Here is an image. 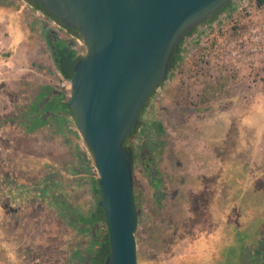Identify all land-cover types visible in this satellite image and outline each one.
<instances>
[{"label":"rangeland","instance_id":"1","mask_svg":"<svg viewBox=\"0 0 264 264\" xmlns=\"http://www.w3.org/2000/svg\"><path fill=\"white\" fill-rule=\"evenodd\" d=\"M2 2L19 3L36 30L52 28L76 46L41 11L37 20L21 0ZM230 33L227 24L218 38ZM190 46L186 41L182 60L155 90L131 138L148 154L133 168L137 264H260L264 70L231 77L220 69L207 71L196 60L209 46ZM81 49L85 55V45ZM43 55L51 58L48 46ZM11 65L15 74L6 81L14 85L20 70ZM45 77L35 68L29 85L47 84L63 93L55 67ZM7 89H0V264H87L95 234L89 226L80 230L84 226L73 212L94 206L92 156L80 136L77 144L70 139L62 117L57 129L35 120L39 102L32 88L21 96L12 88L9 100ZM25 109L31 111L27 120ZM250 252L257 254L255 263Z\"/></svg>","mask_w":264,"mask_h":264},{"label":"water","instance_id":"2","mask_svg":"<svg viewBox=\"0 0 264 264\" xmlns=\"http://www.w3.org/2000/svg\"><path fill=\"white\" fill-rule=\"evenodd\" d=\"M86 47L69 80L67 108L92 156L109 252L102 264H137L132 156L123 140L167 76L185 33L233 0H32Z\"/></svg>","mask_w":264,"mask_h":264},{"label":"crops","instance_id":"3","mask_svg":"<svg viewBox=\"0 0 264 264\" xmlns=\"http://www.w3.org/2000/svg\"><path fill=\"white\" fill-rule=\"evenodd\" d=\"M25 14L24 7L19 3L15 5L2 2V4H0V76L3 77V79L0 80V89L6 90L10 85L7 81L12 78V74H15L10 70V68L14 67H12L11 63L15 64L20 70L18 74V79L20 80L16 84L10 85V88L7 89L6 99L9 100V94H11L12 88L15 91L18 90V96H21L22 94L25 95L27 89L32 88L31 92L36 96L38 95L37 100L39 102L38 106L33 109L36 114L35 120L41 121V124H44L45 126H53L57 129V124H62L61 122L57 123L58 120H60L59 117H62L64 120H62V122L65 124L64 126L61 125V127L63 126L66 128V131L68 130L67 132L70 133V139L77 144V142H80L81 140L79 141L80 138L76 132L74 123L71 122L72 119L70 115L64 111L59 112L57 106V102H59L60 99L61 101H64L67 97H65L62 92L53 89L52 86H48L47 84L36 83L35 85H29L30 81H32L29 80V74L34 71L35 68L39 67L42 76L46 78L45 75L47 72L55 67L51 51L52 44L56 41H62L72 46V39L64 34H58L52 28L47 27L43 33H40L39 31H42V29L39 31L36 30L34 25L30 24L26 19ZM43 43L45 46L49 47L51 58L49 57L50 55L47 57L43 55L45 47ZM4 47H8L11 50L6 52L4 50L6 48ZM11 52H13V54H11ZM41 53L42 55H40ZM37 59L44 62L46 66L43 64L38 66V64L34 62ZM9 62V68H5V64ZM46 67H49V69ZM30 112L31 111L25 109L24 112H22L23 118L27 120V118L31 117ZM56 129L54 128V133L57 132ZM67 136H69V134H67ZM67 139L68 138H66V140L64 139L66 143L68 141ZM72 141L71 146L73 144Z\"/></svg>","mask_w":264,"mask_h":264},{"label":"built area","instance_id":"4","mask_svg":"<svg viewBox=\"0 0 264 264\" xmlns=\"http://www.w3.org/2000/svg\"><path fill=\"white\" fill-rule=\"evenodd\" d=\"M26 1L21 0L30 14L35 19H40V10ZM227 24L231 29L230 35L223 39L218 38V32ZM64 29L77 43L72 47L78 54H83L82 49L80 50V46H84L83 41ZM208 38L213 40L211 45ZM187 43L189 49L190 45L195 44L202 48L209 46L197 55L196 62L202 64L204 70L213 72L214 69H220L230 77L235 73L264 70V0L260 4L255 0H233L216 17L200 24L195 33L187 39ZM191 53L187 52V55ZM60 79L59 86L65 97H69V80L61 74Z\"/></svg>","mask_w":264,"mask_h":264},{"label":"trees","instance_id":"5","mask_svg":"<svg viewBox=\"0 0 264 264\" xmlns=\"http://www.w3.org/2000/svg\"><path fill=\"white\" fill-rule=\"evenodd\" d=\"M28 1L36 9L40 10L42 13H44L45 15H47L48 17L56 21L59 25L66 28L74 36H78V33L75 29L64 26L62 22H60L59 20L51 16L38 3L33 2L32 0H28ZM255 1L257 4H260L263 0H255ZM224 9H222L221 11H223ZM221 11H219V13H217L214 17L220 14ZM196 29L197 27L188 30L183 36V38L178 42V44L173 49L171 56L169 58L168 64H167V74L171 72L175 68V66L182 60V52H183L184 44L187 41V39L195 33ZM51 51H52V57H53L56 69L64 78H66L67 80H70L73 74V67L75 63L79 59L83 58L84 54H78V52L71 45H69L68 43L66 44L62 41H56L54 44H52ZM154 92L155 91L151 93V95L147 99V102L141 109L138 120L135 126L133 127L132 132L125 137L122 143L123 147L128 148L131 152L132 174H133V168H134V164L136 160L139 157L140 158L142 157L145 159L146 156L148 155L146 153L145 148L140 145L133 144L131 142V138L133 137V135L136 134L140 124L142 123V120H141L142 114L150 98L154 94ZM68 99L69 97H67L66 100L64 101H61L60 99L59 102H57V106H58L59 112L61 111L67 112L70 115V117H72V119L74 120L73 112L67 108ZM74 125H75V122H74ZM91 185H92V190H93V194L95 197L93 208L90 209L86 213H82V212L74 213L73 212V216L75 218V221L78 224H80L81 226H84V227L79 228L80 230L83 231L85 226H89V228L91 227V230L95 234V236H93V239L88 243V249L90 253L88 255L87 264H102L104 262L106 255L109 252V243H108V234H107V229H106V225L104 221L103 211L97 204L98 202L97 174L95 178L91 179ZM133 186H134V179H133ZM134 190H135V186H134Z\"/></svg>","mask_w":264,"mask_h":264},{"label":"flooded vegetation","instance_id":"6","mask_svg":"<svg viewBox=\"0 0 264 264\" xmlns=\"http://www.w3.org/2000/svg\"><path fill=\"white\" fill-rule=\"evenodd\" d=\"M250 259H251V263H255L256 262V258H257V254L253 253V252H250ZM260 257L258 256V258H260L261 260H259L260 264H264V248L262 251H260Z\"/></svg>","mask_w":264,"mask_h":264}]
</instances>
